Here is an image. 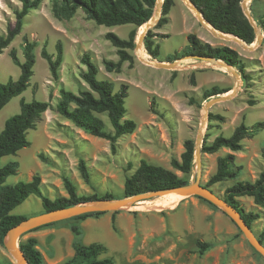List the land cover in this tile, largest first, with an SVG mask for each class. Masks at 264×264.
<instances>
[{
    "label": "rangeland",
    "instance_id": "rangeland-1",
    "mask_svg": "<svg viewBox=\"0 0 264 264\" xmlns=\"http://www.w3.org/2000/svg\"><path fill=\"white\" fill-rule=\"evenodd\" d=\"M253 1L249 4L250 11L253 17L258 18L264 13V0ZM21 9L20 0H0V36L15 26L16 12ZM135 29L138 31L137 43L145 31H142L143 27L136 28L131 24L99 26L82 9L70 18H58L54 14L53 0H43L41 6L26 17L21 34L0 56V83L17 80L21 69L12 61L10 52L15 49L20 61L24 62L26 42L36 44V64L30 87L0 111V132L10 117L20 113L22 98L27 102L38 100L51 104L37 128L29 131L31 146L1 161V166L10 162L19 163L18 174L9 177L5 186L29 183L35 177L41 180L42 197L30 196L12 212L13 215H39L44 213L43 198L50 201L68 198L64 183L66 177L76 185L80 196L96 195L101 198L112 194L116 199H123L126 178L139 168L142 160L170 170L190 183L195 181V167L191 175L185 176L173 168L172 160L181 159L187 140L196 142L206 114L204 107L210 101L205 100V91L215 86L233 90L236 86L234 77L226 68L192 58L181 59L175 70L146 63H173L167 61L168 57L189 49L190 34L197 35L213 47L235 49L253 77L249 87L241 79V89L232 100L217 103L210 109L203 146L220 135L230 137L242 123L249 128L264 123V42L254 51H246L234 42L218 39L182 0H175L169 23L153 29L155 33L164 35V38L156 39L161 46L160 56L154 59L145 46L141 49L144 59L136 48L128 50L133 56L132 66L130 62H125L120 73L108 72L104 62H118L120 58L118 49L106 39V35L114 33L128 40ZM260 30L264 35V30ZM58 43L63 45L64 57L59 79L55 80L41 53L46 49L56 57ZM88 52L100 68V80L110 81L115 93L122 86L128 87L125 119L134 120L137 129L133 134L120 138L114 146L110 141L79 128L57 111L62 88L78 94L81 88L88 87L81 77V72L86 69L81 59ZM211 115L220 116L223 120H211ZM100 118L112 131L108 117L100 115ZM243 146L239 152L229 149L215 154L202 152L201 182L204 185L216 173L221 157L234 154L237 165L242 167L236 180L210 187L223 198L229 187L239 181L255 182L264 169V126L255 136L245 139ZM82 162L88 169L90 182L83 178ZM161 198L84 221L43 228L25 235L20 243L36 238L45 264H66L75 255L76 242L104 245L108 251L101 258L110 257L114 264H264V257L252 248L221 209L198 197L182 199L170 208L163 204ZM238 201L245 212L258 216L252 230L260 239L264 232V208L256 205L250 197H240ZM73 225L80 227V235L73 232ZM199 242L210 244L211 248L200 254ZM10 263L15 264L5 246L0 244V264Z\"/></svg>",
    "mask_w": 264,
    "mask_h": 264
},
{
    "label": "trees",
    "instance_id": "trees-1",
    "mask_svg": "<svg viewBox=\"0 0 264 264\" xmlns=\"http://www.w3.org/2000/svg\"><path fill=\"white\" fill-rule=\"evenodd\" d=\"M158 0H53L54 14L58 18H70L78 10L82 9L87 17L99 26L115 27L123 25H134L136 28H142L150 22L154 16ZM192 4L203 14L204 19L216 30L225 34L233 35L241 39L248 45L256 41L254 28L245 16L242 9L243 0H190ZM259 0H254L257 2ZM22 3L21 11L16 12L17 21L15 26L10 27L6 34L0 36V56L10 47L13 41L21 34L25 24L26 17L31 11L38 9L43 0H20ZM175 5V0H165L162 8V17L156 28H161L169 23V15ZM255 17V16H254ZM258 27L264 30V13L256 18ZM140 34V33H139ZM138 31L135 29L129 34L128 40H123L114 33H108L106 39L118 49V62H104L108 72L120 73L123 64L130 62L133 64V56L128 50L136 48ZM164 35L155 33L153 29L149 30L144 46L149 55L154 59L160 56L161 46L156 41L157 38ZM189 49L175 52L168 57V62H174L189 56L212 57L221 60L224 63L236 68L245 84L253 80L250 73L247 72V64L243 57L235 49L228 46L213 47L209 43L202 41L197 35L188 36ZM36 44L26 42L25 61L21 62L17 51L12 49L10 56L12 61L20 67L21 75L17 80L10 79L6 83H0V111H2L12 99L21 96L30 87V82L34 76V66L36 64L35 55ZM42 58L49 64L50 71L55 80L59 79V69L63 63L64 48L62 43L57 45V55L54 57L46 49L42 50ZM86 69L81 72V77L87 83L88 87H83L78 94L62 88L60 90V99L57 104L59 114L71 120L76 126L90 133L91 135L106 139L114 146L123 136L133 134L137 129L134 120L125 119L127 114L126 99L128 98V87L122 86L119 92H114V86L110 81L100 80L98 75L100 68L93 60L91 53H85L81 59ZM232 89H222L217 86L205 91V100H211L220 95L230 92ZM20 113L10 117L3 130L0 132V244L7 232L27 219L24 215H13L12 212L22 205L30 196L36 195L42 197L41 180L35 177L32 182H19L13 186H5L9 177L18 174L19 163L10 162L1 166L4 157L15 156L19 151L31 146L28 139L30 130H35L44 113L50 108L49 102L33 100L27 102L24 98L20 101ZM100 115H106L109 119L112 131L107 129L106 123ZM211 120H223L220 116L211 115ZM264 126V123H258L253 128L247 127L242 123L230 137L218 136L212 143L204 144L203 153L215 154L222 149H229L232 152L243 150V141L255 136ZM195 141L187 140L184 143L185 151L181 159H173L174 169L182 172L185 176L191 175L195 167ZM264 161V149L262 151ZM81 172L86 182H90V175L85 163H81ZM242 171V167L236 163L234 154H228L219 158L217 171L211 176L208 184L204 185L210 188L213 185L223 183L229 180H236ZM68 198H60L50 201L43 198L44 212H50L57 209L69 208L82 203H88L96 200L116 199L114 195L107 194L101 198L94 196H80L76 185L69 179L64 178ZM190 182L187 179L180 178L176 173L165 168L152 165L146 160H142L139 168L127 176L124 188V198L131 197L140 193L172 189L187 185ZM250 197L254 203L264 208V169L255 182L239 181L229 187L225 192V200L236 208L246 223L252 228L257 215L245 212L241 208L238 198ZM203 200V199H202ZM205 201V200H204ZM207 202V201H206ZM209 203V202H208ZM210 204V203H209ZM212 205V204H211ZM105 213H91L80 215L70 220L49 224L36 229L33 232L43 228H49L60 223L70 221H84L90 217L101 216ZM115 229V223H114ZM72 230L76 235L81 234L80 227L73 225ZM260 241L264 243V232L260 236ZM38 240L29 238L20 243V248L24 252L29 264H45L42 253L38 249ZM200 254H204L211 248L210 244L199 242ZM107 248L98 243L84 245L81 242L75 244V255L66 264H114L110 257L101 258L107 253ZM11 264V263H10Z\"/></svg>",
    "mask_w": 264,
    "mask_h": 264
},
{
    "label": "water",
    "instance_id": "water-1",
    "mask_svg": "<svg viewBox=\"0 0 264 264\" xmlns=\"http://www.w3.org/2000/svg\"><path fill=\"white\" fill-rule=\"evenodd\" d=\"M165 0H158L157 6L155 9L154 16L150 20L149 23L146 24L147 30L142 35H140L137 43H136V51H138L142 46H144V41L146 35L149 30L154 29L159 20L162 17V8ZM183 2L188 3V6L196 11L197 18L199 22L205 27L207 24L211 29L212 34L224 41L234 42L241 46L246 51H254L255 47L261 46L264 42V35L261 32L260 28L258 27L251 11L249 4L253 0H243L242 2V9L249 20L251 26L254 28L256 34V41L252 45H248L239 39L236 36L225 34L216 30L213 26H211L205 19L203 14L192 4L190 0H182ZM206 28V27H205ZM188 59H196L201 60L203 62H207L216 66H220L226 68L234 77L236 82V86L233 90L226 93L225 95H220L215 99L208 101L204 107L205 116L202 121L201 127L198 132V136L196 139L195 147V168L197 170V177L195 181L183 185L180 187H175L172 189L160 190V191H152L148 193H140L131 197H126L123 199H111V200H96L88 203H82L73 207L57 209L50 212H44L39 215L28 217L27 219L20 222L15 227L11 228L7 234L5 235L3 245L5 246L7 252L13 258L15 264H29L28 259L26 258L24 252L20 248V240L25 235L31 233L32 231L39 229L43 226L54 224L57 222H62L65 220H69L75 218L80 215L91 214V213H108V212H119L123 211L136 203H140L143 201L153 200L156 198H160L167 194H177L183 199L191 198V197H198L203 199L210 204L216 206L217 208L221 209L226 215H228L231 220L236 224L242 234L246 237L249 244L252 248L261 254L264 257V244L260 241V239L254 234L252 228L246 223L243 219L242 214L230 205L223 197L217 195L214 191L210 188H206L204 184L201 182L202 179V148H203V141H204V130L206 127V119L208 117V113L210 109L216 105L217 103L230 101L235 96L238 95V92L241 89V76L239 72L232 66L224 63L221 60L214 59L212 57H202V56H189ZM181 60V59H180ZM180 60H176L173 63H163L157 62L153 63L152 61L146 62L149 65H153L155 67L161 69H169L175 70L178 68Z\"/></svg>",
    "mask_w": 264,
    "mask_h": 264
},
{
    "label": "bare ground",
    "instance_id": "bare-ground-1",
    "mask_svg": "<svg viewBox=\"0 0 264 264\" xmlns=\"http://www.w3.org/2000/svg\"><path fill=\"white\" fill-rule=\"evenodd\" d=\"M187 6H188V3H186V2H184ZM189 7V6H188ZM190 8V7H189ZM191 9V11H193L194 13H195V15H197V13H196V11L195 10H193L192 8H190ZM205 27H206V29L208 30V31H210L211 32V28L206 24L205 25ZM145 30V31H144ZM146 30H147V26H144L143 27V30L142 31H144V32H146ZM144 32H142V34L144 33ZM212 33V32H211ZM141 34V35H142ZM142 48H144L143 46L138 50V54H139V56L142 58V59H144V54H143V52L141 51V49ZM146 62H149V61H146ZM161 198V197H160ZM162 201H163V204L165 205V206H168V207H173V206H175V205H177L179 202H180V200H182L183 199V197H181V196H179V195H177V194H174V193H171V194H167V195H164V196H162Z\"/></svg>",
    "mask_w": 264,
    "mask_h": 264
}]
</instances>
